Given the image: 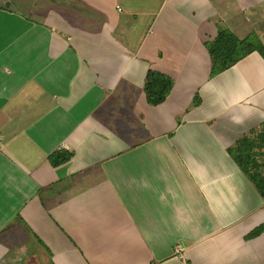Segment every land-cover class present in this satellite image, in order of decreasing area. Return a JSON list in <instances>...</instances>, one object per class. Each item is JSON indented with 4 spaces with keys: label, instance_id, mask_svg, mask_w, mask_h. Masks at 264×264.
<instances>
[{
    "label": "crops",
    "instance_id": "1",
    "mask_svg": "<svg viewBox=\"0 0 264 264\" xmlns=\"http://www.w3.org/2000/svg\"><path fill=\"white\" fill-rule=\"evenodd\" d=\"M259 20L264 0H0V264H264L228 154L264 126V60L210 77L204 46ZM148 71L174 83L157 106Z\"/></svg>",
    "mask_w": 264,
    "mask_h": 264
},
{
    "label": "trees",
    "instance_id": "2",
    "mask_svg": "<svg viewBox=\"0 0 264 264\" xmlns=\"http://www.w3.org/2000/svg\"><path fill=\"white\" fill-rule=\"evenodd\" d=\"M204 46L210 58V77L231 68L253 52H257L264 60V47L259 41L249 42L247 38L238 39L229 31L218 32ZM173 84L170 77L155 71H148L143 87L147 103L151 106L163 103L170 94ZM198 104L199 98L195 96L193 105ZM228 154L264 199V126L237 140L228 149ZM64 160L65 158L59 155L51 156L49 159L52 166ZM260 229H264V226Z\"/></svg>",
    "mask_w": 264,
    "mask_h": 264
},
{
    "label": "rangeland",
    "instance_id": "3",
    "mask_svg": "<svg viewBox=\"0 0 264 264\" xmlns=\"http://www.w3.org/2000/svg\"><path fill=\"white\" fill-rule=\"evenodd\" d=\"M83 16H85V12H83ZM252 24H253V30L255 31V28H256V30H258V34H257V36H255L253 34V35L247 36L246 38L248 39L249 42L259 41V43L264 47V21L259 20V22H252ZM217 31L220 32V31H228V30H226L224 28L223 29L222 28H218ZM196 96L198 97L197 94H196ZM192 103H193V100H192Z\"/></svg>",
    "mask_w": 264,
    "mask_h": 264
}]
</instances>
